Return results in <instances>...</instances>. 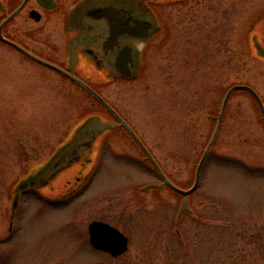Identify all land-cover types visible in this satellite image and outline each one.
<instances>
[{"label": "rangeland", "instance_id": "374dc122", "mask_svg": "<svg viewBox=\"0 0 264 264\" xmlns=\"http://www.w3.org/2000/svg\"><path fill=\"white\" fill-rule=\"evenodd\" d=\"M156 10L164 30L139 77L101 76L95 89L186 189L226 89L249 84L264 104V57L255 48L264 52V0H179ZM0 87V264H264V122L249 92L231 93L187 198L153 188L160 179L140 149L107 129L101 152L97 139L40 186L63 199L26 193L11 213L17 185L45 179L36 175L89 114L109 115L79 86L11 54ZM92 220L127 236L126 251L93 249Z\"/></svg>", "mask_w": 264, "mask_h": 264}, {"label": "flooded vegetation", "instance_id": "af4514ba", "mask_svg": "<svg viewBox=\"0 0 264 264\" xmlns=\"http://www.w3.org/2000/svg\"><path fill=\"white\" fill-rule=\"evenodd\" d=\"M176 1L179 2V0H0V80L4 76V66L8 63L9 54L24 59L35 67L45 68L62 82H70L75 86L78 85L67 74L85 81L94 89L98 77L100 79L101 76L106 78L105 81L135 80L143 71L146 50L159 40L161 31L164 30L156 7ZM116 28L124 31L117 35ZM142 29L144 33L139 35L138 31ZM122 57L126 58L124 70L120 66ZM35 58L54 64L64 72H57ZM1 100L0 93V110ZM101 108L111 118L109 121L113 128L109 129L110 132L118 130L120 134H127L128 141L139 150L140 147L125 127L104 107ZM117 113L124 118L118 111ZM124 121L137 134L134 128ZM87 132L89 131L86 128L79 129L68 147H64L66 141L61 142L64 146L57 152L56 160L51 161L52 165L50 163L45 167L41 175L40 173L36 175H44L45 179L37 180L36 177L32 184L27 182L26 186L19 190L17 204L20 197L26 193L35 196L44 194L50 199L54 198L45 193L42 185H49L47 181L58 171L56 167L76 161L81 155H85L91 140L101 139L99 145L101 152L109 133L104 132V135L102 133L98 137H93L92 133ZM137 136L144 143L138 134ZM40 166L42 168L46 165L43 163ZM160 182L161 188L167 186L162 179ZM61 199H55V202ZM11 230L10 221L8 232Z\"/></svg>", "mask_w": 264, "mask_h": 264}, {"label": "water", "instance_id": "95a60500", "mask_svg": "<svg viewBox=\"0 0 264 264\" xmlns=\"http://www.w3.org/2000/svg\"><path fill=\"white\" fill-rule=\"evenodd\" d=\"M117 26L118 25L116 23V27ZM115 31H116L115 33L118 35L122 31H124V29L116 28ZM143 33H144V29L138 31L139 35H142ZM255 48H256V50L259 51V55L264 57V52L260 53V49L263 50L260 47V44L256 43ZM35 59H37L40 62H42V64H44V65H46L48 67H51L52 69H55V70H57L59 72H64V71H62V69H60L59 67H57L54 64L48 63V62L43 61V60L38 59V58H35ZM120 66H121L122 70H124L126 68V58L125 57L124 58L122 57L121 62H120ZM67 75L72 80L77 82L81 87H83L87 92H89L106 110H108L119 121V123H121L125 127L127 132L130 134V136H132V138L140 146V148L142 149L143 153L145 154V157L150 161V163L155 168V170L159 173V175L164 180V182L170 188H172L174 191L184 195L185 198H187V196L191 192H193L196 189L197 185H198L199 175H200V170H201L202 164H203V162H204V160H205V158H206V156L208 154V151H209V149H210V147H211V145H212V143L214 141V138H215V136H216V134L218 132L226 102H227L229 96L231 95V93L234 90H246L254 97V99L257 101V103L259 105V109L261 111L262 119L264 121V105H263L262 99H261L260 95L257 93V91L253 87H251L250 85L244 84V83L233 84L232 86H230L226 90V92H225V94L223 96V99H222V102H221V105H220V110H219V113L217 115L216 123L214 125L212 133H211V135H210V137H209V139H208V141H207V143H206V145H205V147H204V149H203V151L201 153L199 161L197 163L196 170H195V178H194L193 184L189 188L184 189V188H181V187L173 184L171 181H169L167 179L166 175L162 171V168L159 166V164L157 163L156 159L151 154V152L146 147V145L140 140V138L133 131V129L122 119V117L106 101L105 98H103L98 92H96L86 82H84V81H82L80 79H77V78L73 77L72 75H69V74H67ZM84 128H86V130L89 131L87 133H92L93 137L94 136L98 137L104 131H106L107 129H111L113 127H112L111 121H109V120H104L103 121L102 117L91 113L85 119H83V121H81V123H79L74 128V131L72 133L71 139H73V136L77 133V131L79 129L81 130V129H84ZM95 140L96 139H94V141L91 140V143L89 144V148L93 147L92 144H94ZM66 142H64V143H66ZM64 143L62 144V146H64ZM62 146H60V148H62ZM60 148H59V150H60ZM27 180H23L22 182H20L17 185V190L13 193V199L11 200V204H10V212L11 213L14 212V210H15V208L17 206V198H18L19 190L24 188V186H26L27 182L28 183L31 182V184H32V182L35 179H30L28 181ZM148 186L149 185H147V187H145L146 190H148ZM151 186L152 187H158V185L156 183L155 184H151ZM87 232H88L89 242H90V244L93 247H95L97 249H100V250H103L105 252H108L112 256L119 255V254L123 253L124 251H126V249H127V246H128V238H127V236H125L118 228L110 225L108 222H105V221H102V220H92L87 225Z\"/></svg>", "mask_w": 264, "mask_h": 264}]
</instances>
